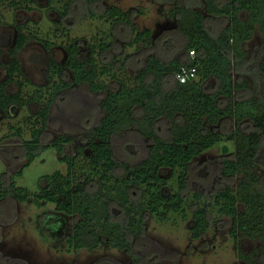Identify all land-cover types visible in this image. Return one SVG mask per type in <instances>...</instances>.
<instances>
[{"label": "trees", "instance_id": "obj_1", "mask_svg": "<svg viewBox=\"0 0 264 264\" xmlns=\"http://www.w3.org/2000/svg\"><path fill=\"white\" fill-rule=\"evenodd\" d=\"M34 1L0 0V6L8 4L31 9L30 3ZM72 1L66 0V4ZM173 1L176 6L172 14L186 39V60L174 58L164 62L150 54L145 66L137 73L121 75L111 63L96 59L97 54L101 55L114 44V33L93 42L91 55L86 60L79 57L78 46L72 43L67 62L73 70L72 80L62 79L55 83L54 89L36 87L33 98L43 102L44 107L23 124L11 126L15 128L11 135L22 140L27 159L25 166L30 165L40 153V138L47 127L51 102L58 92L86 81L94 90H106L109 79L116 80L118 87L109 90L102 101L106 114L88 133L92 149L90 156H83L82 164L78 156H61L60 159L68 164L67 172L58 170L46 175L47 185L35 194L37 204L41 205L44 200L56 202L58 210L77 216L73 231L67 236L69 248L94 250L103 243L130 251L132 237L144 233L145 212L160 213L163 207L168 211L183 210L185 197L182 191L187 188L192 160L217 143L233 141L235 151L223 158L221 174L225 179L238 176V187L236 190L232 186L218 188L214 194L215 205L222 214L233 217L236 237L240 230L248 237L261 238L257 254H240L246 260L245 264H264V192L258 188L260 176L264 173V0ZM101 15L112 23L123 22L131 27L133 35L129 46H151L153 29H139L122 7L111 5ZM215 15L229 20L218 34L212 33L206 24V20ZM257 27L262 39L251 62L257 91L248 98H235L236 91L249 86V82L234 80L233 71L242 72L245 63L243 47L254 36ZM27 39L28 35L19 27L9 77L0 81L2 108L11 102L24 104L22 93L10 94L7 85L21 73L17 55ZM190 50H195L194 57L189 55ZM2 54L0 47V65ZM126 59L121 63L123 69ZM184 64L196 66L197 76L182 83L176 73ZM173 77V84L168 85ZM209 80L215 90L205 87ZM20 87L22 89V83ZM221 98L228 99V105L222 106ZM227 116L242 123L244 128L227 133L220 131L219 124ZM162 120L170 124L169 137L158 133L157 127ZM27 125L29 138H25ZM131 128L152 140L147 156L135 165L119 160L112 146L113 135ZM70 139V136H61L60 141ZM55 146L62 151L61 144L55 143ZM175 177L179 190L164 193L163 187ZM133 190L138 191L139 199H134ZM5 194L26 201L32 192L16 186L13 180L0 196ZM195 196L200 197V193L196 192ZM210 215L208 206L194 208L190 228L194 238L207 231Z\"/></svg>", "mask_w": 264, "mask_h": 264}, {"label": "rangeland", "instance_id": "obj_2", "mask_svg": "<svg viewBox=\"0 0 264 264\" xmlns=\"http://www.w3.org/2000/svg\"><path fill=\"white\" fill-rule=\"evenodd\" d=\"M218 1L222 3L226 0ZM189 3L191 7L194 6L193 2ZM30 4L31 11H21L20 20L24 22L27 18L30 27L35 25L39 28L40 36L55 39L57 44H65L68 39L78 38L81 44L85 45V41L96 42L111 32L114 33L116 41L99 58L106 64L111 63L121 75L137 73L145 66L150 54L156 55L164 62L174 58L186 60L188 57L185 50V36L179 30L177 19L172 14L176 1L74 0L69 8H66L65 0H36ZM115 4L130 14L139 29L150 27L154 30L155 36L151 46L141 45L139 48L129 46L128 42L133 35L131 27L127 23H112L102 17L101 14L106 8ZM66 10V16L61 17L60 12ZM13 15L9 6L5 5L0 20L12 22ZM58 19L59 21L55 22ZM228 23V18L216 15L206 20L207 27L214 34H218ZM11 31L14 32V28L0 27V34H9ZM55 33L58 34L57 37L54 36ZM261 39L262 35L257 27L254 36L243 47L244 68L240 73L233 71V78L240 83L247 81L249 86L240 87L235 93V98H248L256 94L251 62ZM86 47L85 45L82 54L84 57L89 51ZM38 53L42 58L36 62L33 55ZM63 53L61 48L54 50L57 59H61ZM21 55L26 76L33 82L45 83L48 52L43 45L32 40ZM125 58H127L126 65L123 69L121 62L125 61ZM0 75H3L2 70ZM64 75L66 79L71 77L70 71H66ZM174 80V77L171 78L168 85H172ZM211 80L205 82V87L215 90L211 86ZM109 83L110 89L118 87L117 81L109 79ZM17 88L16 84L10 85V91H16ZM23 89L26 100H29L36 90L31 83H24ZM104 94L105 92L91 91L87 83L63 92L54 103L53 119L43 136V144H50L61 131H67L79 141L85 142L87 132L104 114L100 105ZM27 103L26 106L18 109L15 117L7 118L0 124L1 136L13 133L14 128H10L9 123L17 127L20 119L25 122L37 110V103L29 104V101ZM220 104L228 105V99L221 98ZM169 127V122L162 120L157 127L158 133L163 137H169ZM240 128H244L242 123L239 124L235 119L227 116L221 121L218 129L227 133ZM26 129H29V125ZM15 137L14 135L3 142V145L10 143L4 148H7L12 156L7 157L0 144V182L3 179L4 186L14 180L17 186L37 191L42 176L52 174L56 170L67 171V163L59 159L57 148L49 145L41 150L22 173L17 172L24 158L19 157L22 146ZM25 137H29L28 132L25 133ZM151 142L150 138L135 128L117 133L112 138L115 156L130 165L137 164L147 156ZM228 143L231 147L229 152L235 151L234 142L228 141ZM215 146L197 156L189 166L187 188L183 191L184 209L181 212L162 209L160 213L147 214L146 230L142 236L132 237L133 245L130 251L108 247L102 243L94 250L81 248L69 252L65 237L60 234L51 236L54 227L44 228L50 218L62 213L55 209L54 202H47L42 207L32 200L16 201V203L13 201V204L7 201L0 203V264H28L27 260H33L32 264H245L246 260L240 257V254H257L262 241L260 237H248L240 230L237 231V237L233 236L232 230L235 226L232 219L220 213L214 203V192L217 188L232 186L236 190L239 179L238 176L222 178L223 158L227 153L221 150V143ZM74 149L75 143L69 144L65 153H73ZM84 159L82 157L79 163H84ZM260 177L258 188L264 192V173ZM175 191H178L176 177L164 188L166 193ZM196 191L204 192L205 197L197 199L194 196ZM136 195L137 198L139 194ZM195 202L201 206L208 205L212 211L210 227L199 239L192 238L189 231L193 222L192 204ZM67 220L72 223L77 217L68 216ZM26 251L27 253H24Z\"/></svg>", "mask_w": 264, "mask_h": 264}, {"label": "flooded vegetation", "instance_id": "obj_3", "mask_svg": "<svg viewBox=\"0 0 264 264\" xmlns=\"http://www.w3.org/2000/svg\"><path fill=\"white\" fill-rule=\"evenodd\" d=\"M74 1V0H73ZM72 1V2H73ZM34 2H36V0L34 1ZM71 2V3H72ZM71 3L70 4H66V0H65V5H66V8H69L70 7V5H71ZM6 5V4H5ZM5 5H2V6H0V16L2 15V8L5 6ZM31 5V4H30ZM7 6H9V8H10V11L12 12V15L14 16V20L12 21V22H8V21H3V22H1L2 20H0V27L1 26H6V27H11V28H14V32H9V34L7 33H2V34H0V47L2 48V50H3V54H2V56H1V60H2V65H0V72H1V70H2V74L3 75H0V81H5V80H7L8 79V77H9V66L11 65V61H12V51L15 49V46H16V43H17V38H18V28L19 27H22L23 28V31L28 35V39H27V42H26V44L24 45V48L18 53V58H19V60H20V65H21V73L20 74H16L12 79H11V81H9V83H8V85H7V90H8V92L10 93V94H14V93H17V92H21L22 93V97H23V99H24V104L23 105H20L18 102H11L10 104H8L7 105V107L6 108H2V107H0V124L5 120V119H7V118H10V117H15L16 115H17V113H18V109H20V108H22V107H24V106H26L28 103V101H29V104L30 103H37V105H38V107H37V110L35 111V112H33L32 114H34V113H36V112H38L39 111V109L40 108H43L44 107V103L42 102H39L38 100H36L35 98H33L34 97V93L30 96V98H29V100H26V96L24 95V83H31L32 85H34L35 86V88L36 87H51L52 89H54L55 88V83L56 82H59L60 80H72V78H73V70L67 65V62H68V58L70 57V46H71V44L72 43H76L77 44V46H78V50H77V53H78V55H79V57L81 58V59H83V60H86L90 55H91V45L93 44V41L91 42V41H85V45L87 46L86 48H88V55L87 56H83L82 54H83V50H85V45H83V44H81V42L79 41V39L78 38H74V39H68L67 40V42L65 43V44H57V40H55V39H48V38H43L42 36H40V31H39V28H37V26H35V25H33V26H31L30 27V25H29V23H28V21H26L27 20V18H26V20L24 21V22H22L21 20H20V17H19V14H20V12L21 11H27V12H29V11H31V9H28L27 7H14V6H10V5H7ZM66 13H67V10H66V12H64V11H61L60 12V15H61V17H64V16H66ZM59 21V19L58 20H56L55 22H58ZM33 27H35V28H33ZM56 29V28H55ZM59 29V28H58ZM153 33L155 34V32H154V30H153ZM33 35H37V36H39V38L40 39H36V38H34V36ZM54 36H58V34L57 33H55L54 34ZM155 36V35H154ZM97 39V38H96ZM101 39V38H100ZM32 40H35V41H37V42H39V43H41L42 45H43V47L45 48V50L48 52V66H47V68H46V71H45V77L47 78V81L45 82V83H41V84H39V83H36V82H33V81H31L30 80V78L29 77H27L26 76V74H25V71H24V68H23V62H22V53H24V51L27 49V47L30 45V43H31V41ZM115 41H116V37H115ZM57 48H61L62 50H63V57L61 58V59H57L55 56H54V50L55 49H57ZM109 49V48H108ZM107 49V50H108ZM106 50V51H107ZM105 51V52H106ZM102 54H104V53H102ZM101 54V55H102ZM100 54L98 55H96V59L98 60V61H100V62H102L101 60H100V58H99V56H101ZM33 58H34V60L36 61V62H39L40 60H41V58H42V55L41 54H35V55H33ZM123 62V61H122ZM121 62V63H122ZM102 63H105V62H102ZM66 71H70V73H71V77H70V79H66L65 78V72ZM111 81H116V80H111ZM20 83H22L23 84V87H22V89H21V87H20ZM84 83H87L88 85H89V88H90V90L91 91H96V92H105V94H104V96L102 97V99H101V102H100V105H101V107H102V109H103V106H102V101H103V99L107 96V94H108V91L109 90H111L110 89V83H109V86H108V89H106V90H94V89H92L91 88V86H90V83L89 82H80V83H74L72 86H70V87H67V88H64L62 91H60V92H58V94L55 96V98L52 100V102H51V105H50V108H49V114H48V122H47V127L45 128V130H44V132L42 133V135H41V138H40V144H41V150L44 148V147H46V146H49V145H52V146H55V143H59V144H61V146H62V151L61 152H59V150H58V148H57V146H55L56 148H57V151H58V156H59V159H60V157L61 156H68V155H70V156H78V158H82L83 156H90V154L92 153V149H91V147H90V139H89V131L96 125V124H98L99 122H100V120L104 117V115L106 114V111L103 109V111H104V114H103V116L100 118V120L87 132V140H85V142H83V141H79L77 138H76V136H74V135H72V134H68V132L67 131H61V132H59L54 138H53V140H52V142L50 143V144H46V145H44L43 144V136H44V134L46 133V131H48V129H49V125H50V122L52 121V119H53V111L55 110L54 108H53V106H54V103H55V101L57 100V98L63 93V92H65V91H67V90H70V89H72L73 87H76V86H78V85H81V84H84ZM11 84H16L17 85V89H16V91H10V85ZM33 98V99H32ZM17 108V109H16ZM24 122H23V119L21 120L20 119V121H19V125L20 124H23ZM10 124V128H11V126H15V124H11V123H9ZM18 125V126H19ZM15 129V128H14ZM14 131V130H13ZM26 132H28V130H26ZM29 133V132H28ZM12 136H14V135H11V133H8V135L7 134H4V135H0V144L2 145V147H3V149L5 150V152H6V154H7V157H9V156H12V155H10V153H9V151H7V148H4L5 147V145H10V143H4V145H3V142L5 141V140H7V139H11L12 138ZM61 136H70L71 137V139L70 140H68V141H64V142H62V141H60V139H61ZM114 136V135H113ZM29 137H30V134H29ZM29 137H25V138H29ZM147 137V136H146ZM16 139H17V141H20V145L22 146V153H21V156H19V157H22L23 156V158H24V160L22 161V163H21V165H20V168L18 169V171L17 172H23V170H24V168L25 167H27V166H25V163L27 162V159H26V157L24 156V149H23V142H22V140L21 139H19L17 136L15 137ZM113 138V137H112ZM149 138V137H148ZM72 143H75V149H74V152L73 153H69V154H67V153H65V151H66V147H67V145H71ZM151 144H152V142H151ZM224 144H227V143H224ZM224 144H221V150H222V147H223V145ZM228 146H229V144H227ZM113 146V145H112ZM151 146V145H150ZM214 147H216V146H213V147H211V148H209V149H207V150H205L204 152H202V153H205L206 151H208V150H210V149H212V148H214ZM41 150H40V152H41ZM114 150V149H113ZM229 150H231V148H230V146H229ZM229 150H228V152H224L223 150V152L224 153H227V154H229V153H233L234 151H230L229 152ZM115 153V152H114ZM201 153V154H202ZM201 154H199V155H201ZM199 155H197V156H199ZM226 155V154H225ZM196 156V157H197ZM18 156H17V158H19ZM195 157V158H196ZM16 158V157H15ZM194 158V159H195ZM193 159V160H194ZM61 160V159H60ZM192 160V161H193ZM62 161V160H61ZM63 162H66V161H63ZM67 163V162H66ZM192 163V162H191ZM67 170H68V164H67ZM56 171H58V170H56ZM59 171H61V170H59ZM55 172V171H54ZM53 172V173H54ZM62 172V171H61ZM67 172V171H66ZM66 172H63V173H66ZM46 176V175H45ZM45 176H42L41 177V184H40V188L37 190V191H31V190H29L27 187V189L29 190V191H31L32 192V194H31V196H29L28 197V199L26 200V201H28V200H32L36 205H38V206H40V207H42V206H44L47 202H52V201H42V204L41 205H39V204H37L36 203V201H35V194H38L39 192H40V190L43 188V187H45L46 185H47V181H46V177ZM189 176V175H188ZM221 176H222V174H221ZM222 178H223V176H222ZM225 179V178H224ZM188 181V180H187ZM13 182V180L8 184L7 183V185L6 186H4V184H3V179H2V181L0 182L1 183V186H0V193H2V192H4L5 191V189H6V187H8V186H10V184ZM16 185V184H15ZM17 186V185H16ZM168 186V185H167ZM167 186H165V187H167ZM22 187H24V186H22ZM165 187H163V192H164V188ZM225 187V186H224ZM224 187H222V188H224ZM218 189V188H217ZM216 189V190H217ZM178 190H179V187H178ZM186 190V189H185ZM216 190H215V192H216ZM197 193H200V197H196L195 196V194H194V196L197 198V199H201V198H203V197H205V194H204V192H199V191H196ZM195 192V193H196ZM215 192H214V194H215ZM138 193V191L137 190H133V194H134V199H139V197H137L136 198V194ZM164 193H166V192H164ZM167 193H171V192H167ZM139 194V193H138ZM182 194H183V191H182ZM139 196V195H138ZM185 197V196H184ZM214 197H215V195H214ZM8 202V203H11V204H13V201L16 203V201H19L14 195H11V194H5V195H2V196H0V203H4V202ZM26 201H20V202H26ZM55 204H56V202H54ZM214 203H215V201H214ZM9 205V204H8ZM57 205V204H56ZM56 205H55V209L57 210V211H60V210H58L57 209V207H56ZM185 205V204H184ZM194 205H196V206H194ZM194 206V207H193ZM197 206H201V205H198L197 204V202H195L194 204H192V209H191V211H192V221H194V217H193V212H194V208H196ZM203 206H208V205H203ZM209 207V206H208ZM210 208V207H209ZM219 208V207H218ZM162 209H165V211H168L167 209H166V207H163ZM184 209V208H183ZM211 211V210H210ZM218 211H219V209H218ZM60 212H62V213H59V215L57 214L56 216H53L52 218H50L48 221H47V226L46 227H44V228H46V229H49L50 227H54V229H53V232H51V236H53V235H57V234H60V235H62V237H65V239H66V241H67V236L73 231V228H74V224H75V221L74 222H69L68 220H67V218H68V216H70V217H77V216H75V215H69V214H67V213H65V212H63V211H60ZM171 212H175V211H171ZM179 212H181V211H179ZM220 212V211H219ZM149 213H152V212H150V211H147V212H145V214H144V218H145V216L147 215V214H149ZM163 213V212H162ZM221 213V212H220ZM152 214H157V213H152ZM223 215H225V214H223ZM60 216H63V217H60ZM227 216V215H226ZM228 217H230L231 219H232V221H233V224H234V220H233V217H231V216H228ZM212 218V211H211V215H210V220H212L211 219ZM52 219H54L53 221H51ZM78 219V218H77ZM211 223V222H210ZM192 224H193V222H192ZM192 224L190 225V227H189V231H190V233H191V226H192ZM209 227H210V225H209ZM208 227V228H209ZM51 229V228H50ZM145 230H146V218H145V228H144V232H145ZM207 231H208V229H207ZM207 231H205L203 234H201L200 235V237H198V238H196V239H199V238H201L202 237V235H204ZM44 233H45V229H44ZM144 234V233H143ZM232 235L233 236H235L234 235V229L232 230ZM191 236H192V233H191ZM236 237V236H235ZM192 238H194L193 236H192ZM67 246H68V243H67ZM67 250L69 251V252H71V251H74L73 249H70L69 248V246L67 247ZM13 251V250H12ZM127 251V250H126ZM14 252V251H13ZM24 253H27V251L26 252H24ZM23 253V254H24ZM29 253V252H28ZM27 258V257H26ZM26 263H28V264H32L33 263V260H27V262Z\"/></svg>", "mask_w": 264, "mask_h": 264}, {"label": "built area", "instance_id": "obj_4", "mask_svg": "<svg viewBox=\"0 0 264 264\" xmlns=\"http://www.w3.org/2000/svg\"><path fill=\"white\" fill-rule=\"evenodd\" d=\"M189 55L194 57L196 55L195 50H190ZM197 76V68L196 66H190V65H182L179 71L176 73V78L184 83L188 80H191Z\"/></svg>", "mask_w": 264, "mask_h": 264}, {"label": "water", "instance_id": "obj_5", "mask_svg": "<svg viewBox=\"0 0 264 264\" xmlns=\"http://www.w3.org/2000/svg\"><path fill=\"white\" fill-rule=\"evenodd\" d=\"M222 150H223L224 152H228V150H229V146H228L227 144H224L223 147H222Z\"/></svg>", "mask_w": 264, "mask_h": 264}, {"label": "crops", "instance_id": "obj_6", "mask_svg": "<svg viewBox=\"0 0 264 264\" xmlns=\"http://www.w3.org/2000/svg\"><path fill=\"white\" fill-rule=\"evenodd\" d=\"M6 5H8V4H6Z\"/></svg>", "mask_w": 264, "mask_h": 264}]
</instances>
